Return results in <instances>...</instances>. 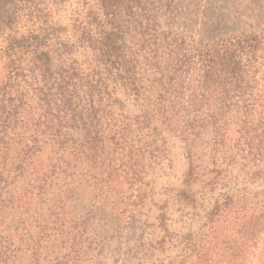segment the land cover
<instances>
[{
    "label": "trees",
    "instance_id": "obj_1",
    "mask_svg": "<svg viewBox=\"0 0 264 264\" xmlns=\"http://www.w3.org/2000/svg\"><path fill=\"white\" fill-rule=\"evenodd\" d=\"M192 3L83 0L71 34L48 0H0V264H264V188H229L239 161L264 184V35L195 40ZM175 137L188 169L158 202ZM211 199L166 255L171 209Z\"/></svg>",
    "mask_w": 264,
    "mask_h": 264
},
{
    "label": "rangeland",
    "instance_id": "obj_2",
    "mask_svg": "<svg viewBox=\"0 0 264 264\" xmlns=\"http://www.w3.org/2000/svg\"><path fill=\"white\" fill-rule=\"evenodd\" d=\"M82 1L67 0L64 4H58L54 0H48L50 2L48 11L52 15L53 23H56L57 26L67 27L72 34L73 23L79 13L77 8L82 4ZM191 5L193 6L190 8L188 17L186 20L181 21L180 25L185 34H188L195 40L213 41L224 36L235 35L243 29L258 30L264 35V0H194V3ZM17 12L16 6H10L2 13L15 15ZM19 13L22 14L20 31L26 32L31 27L32 20L28 18V10H19ZM5 76L6 71L3 67V62L0 61V82L4 81ZM257 92L261 104L264 105V57L258 76ZM241 163L239 161L232 167L233 174L239 177L237 180L230 181L229 188L232 191H236L237 189L245 190L244 188L247 191H258L264 188V184H261L260 181L249 179V176L256 170V167L253 165H242ZM187 169L188 164L183 142L175 137L171 142L168 160L160 168L151 171L147 177L149 180L154 179L155 181V200L160 202V199L164 195L158 194L164 192L167 187H180ZM215 196H218V193ZM200 206H203V208H200ZM177 209L178 207L175 205L170 213L171 220L169 225L170 232L173 235L170 236L169 241L165 244L167 247L165 253L168 256L177 254L178 246L183 236L190 231H194L197 234L196 232L205 220L206 211L213 209V200L196 204V208L192 212H201V216H185ZM156 232L158 235H163L164 233H159V230ZM221 232L222 230L218 231L217 234H222ZM121 259H123L121 263L127 264L130 262L128 255L123 254Z\"/></svg>",
    "mask_w": 264,
    "mask_h": 264
}]
</instances>
